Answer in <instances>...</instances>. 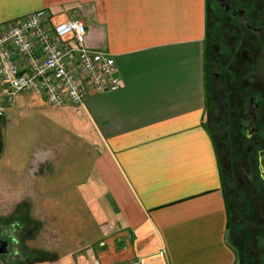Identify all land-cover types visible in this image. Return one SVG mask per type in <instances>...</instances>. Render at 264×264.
<instances>
[{
  "label": "crops",
  "instance_id": "crops-1",
  "mask_svg": "<svg viewBox=\"0 0 264 264\" xmlns=\"http://www.w3.org/2000/svg\"><path fill=\"white\" fill-rule=\"evenodd\" d=\"M41 9L83 20L122 84L57 109L68 126L0 163L19 263L237 264L207 125V0H0V25ZM23 94L38 98L17 94L0 125L30 113Z\"/></svg>",
  "mask_w": 264,
  "mask_h": 264
},
{
  "label": "built area",
  "instance_id": "built-area-1",
  "mask_svg": "<svg viewBox=\"0 0 264 264\" xmlns=\"http://www.w3.org/2000/svg\"><path fill=\"white\" fill-rule=\"evenodd\" d=\"M86 34L83 20L54 23L46 9L0 25V116L22 92L80 114L89 93L119 89L113 57Z\"/></svg>",
  "mask_w": 264,
  "mask_h": 264
},
{
  "label": "rangeland",
  "instance_id": "rangeland-1",
  "mask_svg": "<svg viewBox=\"0 0 264 264\" xmlns=\"http://www.w3.org/2000/svg\"><path fill=\"white\" fill-rule=\"evenodd\" d=\"M213 12L217 13L220 8L216 5L215 0L212 1ZM208 20H210L208 18ZM219 33V26L212 22L207 26V43H213ZM223 42L221 41V44ZM206 58H205V70H206V80L207 83L212 80L211 69L207 70V63L210 64V59L207 58V46ZM206 83V84H207ZM27 98L26 102L29 108L28 114L18 113L13 125L7 126L5 121L2 120L0 125V158L2 161L0 163H5L9 161L14 156L24 155L29 157V155L34 150L35 144H40L42 142L50 143L52 137L50 131L54 128L56 131L58 128H64L68 126V117L59 110L63 107H52L38 98L31 99L28 94H23ZM240 106V105H239ZM216 107V93L213 89H208L207 95V110L208 117L207 120L208 127L215 133L217 154L219 156V161L221 164V171L223 174V189L226 196L227 208L229 212V220H236L235 224H238L239 228L234 229L232 232L236 236V241L240 243L243 240V249L239 248L237 244H233L238 255V263L243 262L244 264H264V257L259 256L258 250L261 249L262 233H264V217L261 215V191L257 189L258 186V172L254 170V175L252 176V171L249 172L248 166H250V153L241 149L240 141L244 136V127L240 123L242 122L241 113L242 108L238 109V105L233 106L236 110L235 117L233 121L237 124V131L230 134L228 129H222L220 132L219 126L213 121L212 111ZM241 107V106H240ZM226 112V111H225ZM227 114V113H226ZM221 120V117L218 116ZM232 120V116L229 115L228 123ZM223 123V120H221ZM220 124V128L225 127V124ZM54 127L52 128V125ZM58 125H61L58 127ZM219 129V130H218ZM223 149V150H222ZM6 153V154H5ZM260 191V192H259ZM251 194L253 196L251 197ZM256 195V196H255ZM260 198V199H259ZM263 199V198H262ZM247 208V209H246ZM246 209V210H245ZM13 211V212H12ZM15 209L10 211H5V209L0 205V238L10 242L8 256L0 257V264H16L15 262H22L20 257L16 259L13 255L12 240L13 238L8 237L10 232V225L12 220H14ZM245 214V216H243ZM247 214V215H246ZM240 218V220H239ZM262 219V222H261ZM7 220V221H6ZM239 222V223H238ZM234 223V222H233ZM230 231V229H229ZM247 234V236H246ZM229 239H231L229 232ZM233 241V240H232ZM231 241V242H232ZM247 243V245H245ZM247 246V248H246ZM245 250V251H244ZM242 255L240 261L239 257ZM28 255H24L26 257ZM29 257V256H28ZM21 264V263H19Z\"/></svg>",
  "mask_w": 264,
  "mask_h": 264
},
{
  "label": "flooded vegetation",
  "instance_id": "flooded-vegetation-1",
  "mask_svg": "<svg viewBox=\"0 0 264 264\" xmlns=\"http://www.w3.org/2000/svg\"><path fill=\"white\" fill-rule=\"evenodd\" d=\"M212 1L207 0V26L212 22L219 26L217 39L206 45L210 59V64L206 65L212 77L207 87L216 93L212 121L219 126L220 132L228 129L233 135L237 124L232 122L236 114L232 105L244 111L240 114V124L244 127L240 144L242 150L250 153L249 172H258L257 189L263 198L260 204L264 217V179L259 170V153L264 150V0H215L220 8L217 13L213 12ZM251 104L255 106L253 118L249 115ZM229 115L232 120L228 123ZM221 123H226L225 127L220 128ZM262 237V248L257 249L260 257H264V233ZM7 243V252L0 257L10 254V242Z\"/></svg>",
  "mask_w": 264,
  "mask_h": 264
},
{
  "label": "water",
  "instance_id": "water-1",
  "mask_svg": "<svg viewBox=\"0 0 264 264\" xmlns=\"http://www.w3.org/2000/svg\"><path fill=\"white\" fill-rule=\"evenodd\" d=\"M254 113H255V106L251 104L250 112H249L250 118H253ZM259 170L262 178L264 179V150L260 151L259 153ZM7 245L8 243L6 240H0V254L7 252Z\"/></svg>",
  "mask_w": 264,
  "mask_h": 264
},
{
  "label": "trees",
  "instance_id": "trees-1",
  "mask_svg": "<svg viewBox=\"0 0 264 264\" xmlns=\"http://www.w3.org/2000/svg\"><path fill=\"white\" fill-rule=\"evenodd\" d=\"M239 220H240V218H239ZM234 222V223H233ZM235 222H236V220H233V218H232V220H231V217H230V220H229V229H230V236H231V239L233 240H231L232 241V244H234V242H235V244H237L238 246H239V248H241L242 249V245H243V240L240 242V243H238L237 241H236V236L232 233L233 231H234V229H236V228H239V226H238V224H235ZM237 223V222H236ZM239 223V222H238ZM246 236H247V234H246ZM242 246V247H241ZM243 255V254H242ZM242 255L240 254V257H239V259H240V261H242V259H241V257H242ZM240 264H244L243 262H239Z\"/></svg>",
  "mask_w": 264,
  "mask_h": 264
}]
</instances>
